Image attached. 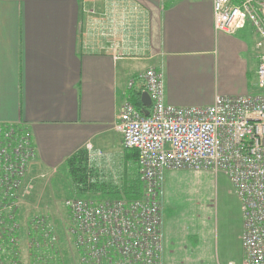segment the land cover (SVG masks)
<instances>
[{
    "label": "crops",
    "instance_id": "obj_1",
    "mask_svg": "<svg viewBox=\"0 0 264 264\" xmlns=\"http://www.w3.org/2000/svg\"><path fill=\"white\" fill-rule=\"evenodd\" d=\"M256 42L248 27L215 33L212 0H0V125L30 132L36 176L79 150L93 169L116 157L136 175L137 153L114 126L125 102L145 115L151 104L128 83L154 69L176 108L250 95L264 51ZM189 173H164L162 263L240 264L241 214L213 228L201 205L192 213L182 197Z\"/></svg>",
    "mask_w": 264,
    "mask_h": 264
},
{
    "label": "built area",
    "instance_id": "obj_2",
    "mask_svg": "<svg viewBox=\"0 0 264 264\" xmlns=\"http://www.w3.org/2000/svg\"><path fill=\"white\" fill-rule=\"evenodd\" d=\"M212 18L215 33L233 36L251 28L256 49L264 50V0H212ZM255 74L253 94L216 97L205 107L166 105L161 75L152 68L128 83L142 84L151 102L146 115L125 102L114 126L124 149L137 153L141 195L130 201L64 202L78 264H163L161 186L166 171L183 170L228 179L243 224L240 264H264V51ZM36 157L27 129L0 125V193L13 199L8 209L30 194L32 186L22 181ZM30 228L34 247L40 235L55 246L56 235L44 217L33 218Z\"/></svg>",
    "mask_w": 264,
    "mask_h": 264
},
{
    "label": "rangeland",
    "instance_id": "obj_3",
    "mask_svg": "<svg viewBox=\"0 0 264 264\" xmlns=\"http://www.w3.org/2000/svg\"><path fill=\"white\" fill-rule=\"evenodd\" d=\"M256 61L257 68L258 58ZM252 83L253 85L256 83V75ZM252 91H256V88L253 87ZM33 170L31 169L25 179H23L24 181H22V186H32L30 194L25 195L23 198L19 197L21 199L19 203L17 201L13 203L18 222V258L20 264H30L27 229L31 220L35 217H44L52 226L56 235L55 248L57 249V258H54L55 254H51L55 264H78V255L72 238L68 234L69 221L63 204L66 200L73 198L82 200H100L105 198H100L98 195H73L69 179L63 169H59L53 174L51 172L46 174L43 172L38 173L37 176L35 175L37 172ZM96 170L104 182L114 186L120 183L119 181L121 180L122 183L126 181L128 179L126 174L130 173L128 168L123 165V162L121 163V159L117 160L116 157L111 158L109 163L103 162ZM189 174L192 176V182H187V188H189L190 193L183 194V204L192 203V213L195 214H197L198 209L196 205H201L207 219L212 221L213 228L215 223L219 224L220 227L225 221H236L240 214V209H237L239 207L238 200L227 178L221 173L214 174L211 171H192ZM39 175H44V178H40ZM20 190L22 191V188ZM168 195L169 197L172 196V194ZM176 202H174V205H176ZM161 208L163 215V201L161 202ZM1 211L2 208L0 207ZM7 211L3 210L2 212ZM187 216H189L188 212L182 217ZM45 257L48 258L49 255Z\"/></svg>",
    "mask_w": 264,
    "mask_h": 264
},
{
    "label": "trees",
    "instance_id": "obj_4",
    "mask_svg": "<svg viewBox=\"0 0 264 264\" xmlns=\"http://www.w3.org/2000/svg\"><path fill=\"white\" fill-rule=\"evenodd\" d=\"M16 127L27 129L23 125ZM67 174L72 193L76 196L98 195L105 199H118L130 201L137 199L141 195V185L138 181L137 173H133L130 168L129 174H126L128 179L122 183L119 181L115 186L104 182L98 171L89 166L87 153L85 150H79L72 156L66 159L62 167ZM128 172V171H127ZM137 172V171H136ZM71 193V194H72ZM0 207L7 212H0V264H20L18 258V222L16 211L11 208L8 209L10 201L8 196L0 193ZM100 199V200H105ZM28 237V251L30 255V264H55L52 260L51 254H55L57 258V249L55 246H49L46 239L40 235L38 245H32L33 231L29 227L27 229ZM49 255L48 258L45 256Z\"/></svg>",
    "mask_w": 264,
    "mask_h": 264
},
{
    "label": "water",
    "instance_id": "obj_5",
    "mask_svg": "<svg viewBox=\"0 0 264 264\" xmlns=\"http://www.w3.org/2000/svg\"><path fill=\"white\" fill-rule=\"evenodd\" d=\"M141 102L146 107H149L150 106L151 102H150V99H149L147 93L142 94V96H141Z\"/></svg>",
    "mask_w": 264,
    "mask_h": 264
}]
</instances>
